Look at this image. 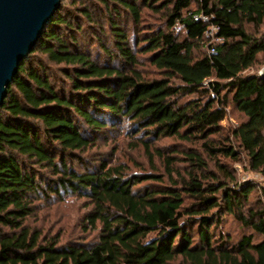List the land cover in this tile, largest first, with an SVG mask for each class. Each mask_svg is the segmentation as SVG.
<instances>
[{"label": "trees", "instance_id": "trees-1", "mask_svg": "<svg viewBox=\"0 0 264 264\" xmlns=\"http://www.w3.org/2000/svg\"><path fill=\"white\" fill-rule=\"evenodd\" d=\"M65 1L0 108V264H264V207L252 201L256 193L264 200V187L238 185L222 161L245 157L264 175V80L244 75L264 53V41L246 30L264 23V0H85L74 20ZM147 12L160 25L144 32ZM211 27L221 42L207 36ZM38 52L64 67L53 71L33 58ZM230 103L245 120L226 129ZM119 128L166 174L129 175L106 160L81 169L99 135ZM162 139L202 153L155 148ZM71 194L92 206L85 221L94 242L59 245L27 225L36 199ZM225 215L251 234L233 241L219 233Z\"/></svg>", "mask_w": 264, "mask_h": 264}, {"label": "rangeland", "instance_id": "rangeland-1", "mask_svg": "<svg viewBox=\"0 0 264 264\" xmlns=\"http://www.w3.org/2000/svg\"><path fill=\"white\" fill-rule=\"evenodd\" d=\"M82 1L85 0H79L76 2V4H72V1L66 0L63 4L64 6L70 8L69 17H73V20L77 15V7H81L83 5ZM89 2H94V0H89ZM90 10L93 11L92 7H90ZM147 13L150 15L148 17H145L144 22L141 25V29L144 32L148 31L149 29H154L160 25L158 16H152L151 12ZM122 20H124V18ZM125 20L128 24L130 23L129 20ZM84 27H86L84 29L87 31V28L90 27L86 21ZM92 27L95 30L97 29V33L100 34L98 27ZM179 29L180 27H178L177 30ZM246 30L253 38L258 39L262 42L264 41V23L261 26L246 25ZM63 32L67 33L65 30ZM65 33H62V31H60V35H65ZM105 33L109 34V29H106ZM129 34H133L132 24L129 25ZM78 35L81 37L82 43H90L92 41L90 45L93 57L97 56L98 60H102L103 62L106 60L105 54L103 53V51H101L100 47L96 45L97 42L91 39V35H89V32L87 34L86 32L85 34L80 32ZM213 36L214 34L209 36L212 37V42L219 43L217 40H214ZM102 38H104V35H102ZM108 44H110V42ZM33 58H35L36 61L41 60L47 66L52 67L53 71H58L57 69H61L64 67L63 65L55 66L49 64L47 62L46 55L41 52L36 53ZM145 71L149 72L152 77H159L158 72L154 71L150 67H146ZM263 71L264 53L259 55L257 64L252 69L245 72L244 75L260 77ZM61 78L66 81V79H64L63 77ZM65 92L68 93L67 91ZM227 109V118L222 123V126L226 129L237 127L241 122L245 120L244 115L237 111L232 103H230ZM154 147L167 150L168 152H170L171 150L199 151L196 145L182 143L174 139H162L159 142H155ZM203 156L209 164V169H216L214 163L210 162L207 155L203 153ZM83 160L84 166L81 169L84 170L86 168L92 169L101 161L106 160L108 162H113V165H125L127 167V172L129 175L144 173H154L162 175L166 174L164 164L161 162V160L155 158L154 161L151 162L142 143L137 141V139L134 138L133 133H131V131L127 128H119L118 130L116 129L115 131L105 133L104 136L100 134L97 138L96 147L89 151L85 156V159ZM222 161L228 165L231 171H234L236 179L239 183L238 185L254 184L258 187H264V175L261 173L251 172L248 169V165L246 163L247 160L245 157H243L242 163L237 164H231L229 161L227 162L225 160ZM75 165H79V163L76 162ZM179 167L183 169L185 167V164L182 162L180 163ZM32 169L42 179L50 177L49 171H46L45 169H40L37 166L35 167L34 165ZM165 180L166 182H168V179L166 177ZM147 185L148 184H146L145 186ZM229 187L235 188L233 184H231ZM252 201L254 204L260 202L264 207V200L263 198H261L260 193L254 194ZM33 207L34 212L33 215L27 220V225H29L32 229L40 231L44 238H57L60 242L59 245H68L76 242L88 244L94 242L97 239L98 233L96 231L94 232L92 230H87L86 228L87 223L85 221V217L92 209V206L86 199L80 198L73 194L67 195L63 198H42L36 199ZM217 231L224 236L232 238L233 241H238L244 235L251 234L250 230L243 228V226L238 223L233 216L230 215L224 216ZM174 264H182V262L181 260H178Z\"/></svg>", "mask_w": 264, "mask_h": 264}, {"label": "water", "instance_id": "water-1", "mask_svg": "<svg viewBox=\"0 0 264 264\" xmlns=\"http://www.w3.org/2000/svg\"><path fill=\"white\" fill-rule=\"evenodd\" d=\"M62 0H0V108ZM264 80V71L260 76Z\"/></svg>", "mask_w": 264, "mask_h": 264}, {"label": "built area", "instance_id": "built-area-1", "mask_svg": "<svg viewBox=\"0 0 264 264\" xmlns=\"http://www.w3.org/2000/svg\"><path fill=\"white\" fill-rule=\"evenodd\" d=\"M201 18H202L203 20H206V18L203 17V16H201ZM216 31H217V28H215V27H211V28L209 29V32L207 33V36L209 37L210 35L214 34ZM214 40H217L218 42H221V39L216 38V37L214 38Z\"/></svg>", "mask_w": 264, "mask_h": 264}]
</instances>
